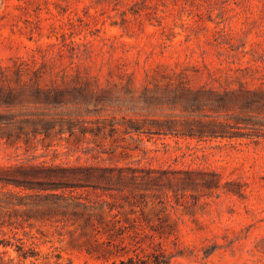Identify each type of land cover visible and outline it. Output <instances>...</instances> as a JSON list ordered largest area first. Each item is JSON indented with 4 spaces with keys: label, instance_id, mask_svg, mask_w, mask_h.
I'll list each match as a JSON object with an SVG mask.
<instances>
[{
    "label": "rangeland",
    "instance_id": "rangeland-1",
    "mask_svg": "<svg viewBox=\"0 0 264 264\" xmlns=\"http://www.w3.org/2000/svg\"><path fill=\"white\" fill-rule=\"evenodd\" d=\"M0 133V264H264V0H0Z\"/></svg>",
    "mask_w": 264,
    "mask_h": 264
},
{
    "label": "trees",
    "instance_id": "trees-1",
    "mask_svg": "<svg viewBox=\"0 0 264 264\" xmlns=\"http://www.w3.org/2000/svg\"><path fill=\"white\" fill-rule=\"evenodd\" d=\"M24 86H25V83L22 82V86H21V88H18L19 90H18L17 94H24V91H26L24 89ZM4 89H5V86H3V88H1L2 91ZM13 91H14L13 88L10 87L8 95L14 94ZM40 91H42L41 86H35L33 94L38 95ZM43 91L47 92V90H43ZM167 122H168L167 124L171 123L170 121H167ZM198 122H199L198 129H192L191 131L182 132L181 134L189 135V136H198V137H202V136H209V137L210 136H226V135L229 136L228 135L229 133L227 131H225V124H223V123L216 122V121H210V120H208V121L199 120ZM166 126H167V131H166V129H163V127H160V129H156L154 132L164 133V134L171 132L170 131V130H172L171 125H166ZM130 128H131V131H133V130L134 131H141L140 127H138L137 125H131ZM1 136H3L2 133H0V137ZM192 173H193V171L187 172L188 175H191ZM151 178H153V177H151ZM151 178H149V179H151ZM181 180L184 181L185 179H181ZM145 264H148V262Z\"/></svg>",
    "mask_w": 264,
    "mask_h": 264
}]
</instances>
